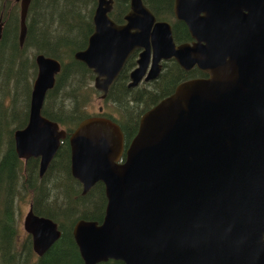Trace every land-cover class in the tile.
<instances>
[{
    "label": "water",
    "instance_id": "obj_1",
    "mask_svg": "<svg viewBox=\"0 0 264 264\" xmlns=\"http://www.w3.org/2000/svg\"><path fill=\"white\" fill-rule=\"evenodd\" d=\"M13 1L21 45L30 0ZM110 4L97 0L87 45L73 54L95 73L101 99L130 51L149 43L157 55L146 80L169 57L208 75L145 110L120 162L123 132L109 118L85 117L67 134L70 175L82 194L101 182L105 198L100 222L72 226L82 263L264 264V0H174V16L205 43L193 46H175L141 0H129L123 25L107 17ZM33 60L27 121L13 143L17 158L38 159L40 176L66 134L40 114L60 63ZM145 67L140 56L130 84ZM21 223L37 256L58 239L56 224L30 208Z\"/></svg>",
    "mask_w": 264,
    "mask_h": 264
},
{
    "label": "trees",
    "instance_id": "obj_2",
    "mask_svg": "<svg viewBox=\"0 0 264 264\" xmlns=\"http://www.w3.org/2000/svg\"><path fill=\"white\" fill-rule=\"evenodd\" d=\"M142 1L154 13L157 7L169 2ZM94 5L95 0H30L25 13V36L19 45V5L13 0H0V264H83L71 236V226L78 219L100 221L105 205L101 182L81 194L80 183L69 172L66 139L60 141L40 177L37 158L23 161L16 156L13 132L27 121L36 54L60 61L52 89L42 98V116L67 133L91 115L117 122L126 143L135 132L143 106L137 110V95L125 94L121 87L114 95L113 90L107 91L100 103L101 114L89 112L92 97H98V92L89 85L90 71L74 61L72 55L85 44ZM123 79L124 71L116 82ZM175 79L181 80V75H162L155 81L151 93L144 96V109L171 91ZM29 198L32 211L54 221L60 231L58 239L40 256L32 252L30 238L20 229L19 205ZM96 264L123 263L109 259Z\"/></svg>",
    "mask_w": 264,
    "mask_h": 264
},
{
    "label": "flooded vegetation",
    "instance_id": "obj_3",
    "mask_svg": "<svg viewBox=\"0 0 264 264\" xmlns=\"http://www.w3.org/2000/svg\"><path fill=\"white\" fill-rule=\"evenodd\" d=\"M142 4L145 6V3L141 0ZM96 4H97V0H95V5H94V8L91 12V16H90V24H91V27H90V31L87 35V38L85 40V44L84 46L82 47V49H84L87 45V39L89 37V35H91L92 31H93V23H92V16H93V12H94V9L96 7ZM173 5H174V0H169L167 6L166 5H162V6H159L157 7L155 13L148 7L145 6L146 9H148L150 11V13L152 14L153 16V20L154 22H165L168 24L169 26V31L171 32L170 33V37H171V41L173 44H175V46H178V45H181V44H186L188 46H193V44H205L202 40H197L196 39V35L193 31L189 30V28L187 27V25H184L183 21L177 19L175 16H174V13H173ZM125 7V9H122V7ZM121 7V8H120ZM129 0H111V4H110V11H107L106 12V15L107 17L109 18L110 21H112L114 24L116 25H123L126 21L124 19V16L128 13L129 11ZM202 13H199V16H201ZM199 35L197 34V37ZM151 38H148V41L150 40ZM152 46L151 43H149V46L147 48V50L142 47V46H139L137 48H133L130 53L127 55V57L125 58V61L124 63L122 64L119 72L117 73L116 77L114 78L113 82L110 83V85L107 87V90L104 94V96L107 94V91L109 89L113 90L112 91V94H116V93H119L120 92V87L124 89V93L125 94H135L137 95L136 96V108L137 110H139V107L140 106H143V107H140V109H142L141 113L139 114V117L140 115L145 111L147 110L148 108H151V106H153L155 103H157L160 99L162 100L163 98H160L158 99L155 103L151 104L150 107L144 109V105H143V100H144V96L145 94H149L151 93V89L153 87V84L155 81H157L159 78L162 77V75H167L168 77H170L171 75L175 76V75H181V80H173V85L171 87V91H167L168 87L167 88H164L165 91H167V93H165L163 95V97L167 96L168 94H170L175 86L180 83V82H183L184 80L187 81L189 79H194V78H207V73L203 72L201 69L197 68L196 64H190L188 67L183 68L181 67L175 60H173L172 57H169V58H162V59H158L156 61V65H158V70L156 72V76L154 78H151L150 80H146V76L148 74V72L150 71V66H151V63H152V60L154 58H156L155 56L157 55V50L155 52V55H154V52L152 50ZM82 49H79V50H82ZM77 50V51H79ZM76 52V51H75ZM75 54V53H73ZM154 55V56H153ZM140 56L142 57V59L146 61V67H145V71L143 72L142 76L140 77V79L135 82L134 84H130V78H129V75H130V72L133 70V69H136L137 68V61L138 59L140 58ZM72 58H73V55H72ZM74 59V58H73ZM75 61V60H74ZM60 63V61H57ZM80 62V61H79ZM82 63V62H81ZM83 64V63H82ZM85 66V65H84ZM86 67V66H85ZM87 69V68H86ZM90 71L91 73V78H90V84L92 86V88L98 92V98H99V102L101 103L104 96L102 97L101 99V95L102 93L100 92V90H97L93 87V79H94V76H95V73L91 70V69H87ZM124 71V79L122 81H117L118 79V75H120L121 72ZM36 73V72H35ZM57 75V74H56ZM55 75V76H56ZM184 76V78H183ZM183 78V79H182ZM54 81H55V77H54ZM51 89V88H50ZM49 90V89H48ZM46 93V92H45ZM133 101V100H131ZM131 103V102H130ZM133 104V103H131ZM144 109V110H143ZM102 112V104L97 106V109H96V114H101ZM91 116H100V115H91ZM88 117V116H87ZM101 117V116H100ZM104 117V116H103ZM138 117L137 119V122H136V129H137V124H138V120H140ZM46 118V117H45ZM107 118V117H106ZM82 120V119H81ZM111 120V119H110ZM114 124L116 123L117 126L120 128L121 132H122V129L121 127L118 125L117 122H113ZM26 124V123H25ZM58 125V124H57ZM78 125V123L76 124ZM76 125L74 126V128L76 127ZM58 127L60 129H63L61 128L59 125ZM73 128V129H74ZM72 129V130H73ZM136 129H135V132H136ZM64 130V129H63ZM71 130V131H72ZM70 131V132H71ZM65 132V131H64ZM70 132H65V137L63 139H66L67 141V134H69ZM135 132L133 133V135L135 134ZM124 133V132H123ZM122 133V136H123V146H122V153L120 155V158L118 160V162H120L122 159H123V153L125 151V149H127V146H128V143L130 141V139L132 138V136L128 139V142L126 143L124 141V135ZM62 139V140H63ZM61 141V140H60ZM68 144V142H67ZM69 150V148H68ZM23 160V159H22ZM24 161V160H23ZM37 161V160H36ZM37 173H38V161H37ZM39 176V175H38ZM41 176V175H40ZM39 176V177H40ZM97 183V182H95ZM94 183V184H95ZM93 184V185H94ZM102 184V183H101ZM80 185V184H79ZM93 187V186H92ZM102 188H103V185H102ZM80 189H82L81 185H80ZM89 190V189H88ZM81 192V191H80ZM82 194V193H81ZM85 194V193H84ZM82 194V195H84ZM104 195V193H103ZM105 200V198H104ZM105 207V205H104ZM104 207H103V211H104ZM30 208L31 210V213L36 215V216H40V217H43L41 215H38L36 213H34L32 211V204H31V199L29 198L28 200V205H27V210L26 212L28 211V209ZM25 212V213H26ZM24 213V215H25ZM103 216V214H102ZM44 218V217H43ZM47 218V217H45ZM23 219V218H22ZM49 219V218H48ZM102 219V217H101ZM100 219V220H101ZM51 220V219H50ZM22 221V220H21ZM52 221V220H51ZM54 222V221H53ZM97 222V221H96ZM100 222V221H98ZM55 223V222H54ZM22 224V223H21ZM56 224V223H55ZM74 224V223H73ZM73 226V225H72ZM72 226H71V229H72ZM57 227V225H56ZM57 230L59 231L58 227H57ZM24 232V231H23ZM25 235H27L29 238H30V243H31V237L30 235H28L26 232H24ZM60 233V231H59Z\"/></svg>",
    "mask_w": 264,
    "mask_h": 264
},
{
    "label": "rangeland",
    "instance_id": "obj_4",
    "mask_svg": "<svg viewBox=\"0 0 264 264\" xmlns=\"http://www.w3.org/2000/svg\"><path fill=\"white\" fill-rule=\"evenodd\" d=\"M93 99L91 100V104H92V107H90V110L89 112L92 113V112H96V109H97V106L100 105V102H99V98L95 95L92 97ZM105 109V108H103ZM27 205H28V200L26 201H21L20 202V205H19V218H20V229L23 231L22 229V224H21V220L24 216V213L26 212L27 210Z\"/></svg>",
    "mask_w": 264,
    "mask_h": 264
}]
</instances>
